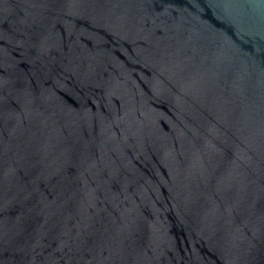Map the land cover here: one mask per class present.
Returning <instances> with one entry per match:
<instances>
[{
	"label": "water",
	"instance_id": "obj_1",
	"mask_svg": "<svg viewBox=\"0 0 264 264\" xmlns=\"http://www.w3.org/2000/svg\"><path fill=\"white\" fill-rule=\"evenodd\" d=\"M0 264H264V0H0Z\"/></svg>",
	"mask_w": 264,
	"mask_h": 264
}]
</instances>
